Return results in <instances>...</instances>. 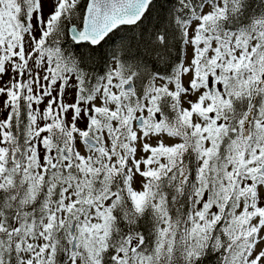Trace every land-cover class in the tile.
Segmentation results:
<instances>
[{
    "label": "snow or ice",
    "instance_id": "snow-or-ice-1",
    "mask_svg": "<svg viewBox=\"0 0 264 264\" xmlns=\"http://www.w3.org/2000/svg\"><path fill=\"white\" fill-rule=\"evenodd\" d=\"M0 264H264V0H0Z\"/></svg>",
    "mask_w": 264,
    "mask_h": 264
}]
</instances>
